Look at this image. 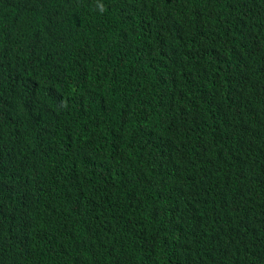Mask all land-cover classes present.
<instances>
[{"label": "trees", "instance_id": "16d2710c", "mask_svg": "<svg viewBox=\"0 0 264 264\" xmlns=\"http://www.w3.org/2000/svg\"><path fill=\"white\" fill-rule=\"evenodd\" d=\"M0 264H264V0H0Z\"/></svg>", "mask_w": 264, "mask_h": 264}]
</instances>
